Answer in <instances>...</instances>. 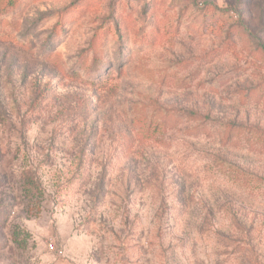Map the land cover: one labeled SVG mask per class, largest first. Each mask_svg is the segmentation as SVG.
<instances>
[{
    "label": "rangeland",
    "instance_id": "1",
    "mask_svg": "<svg viewBox=\"0 0 264 264\" xmlns=\"http://www.w3.org/2000/svg\"><path fill=\"white\" fill-rule=\"evenodd\" d=\"M0 264H264V0H0Z\"/></svg>",
    "mask_w": 264,
    "mask_h": 264
},
{
    "label": "trees",
    "instance_id": "2",
    "mask_svg": "<svg viewBox=\"0 0 264 264\" xmlns=\"http://www.w3.org/2000/svg\"><path fill=\"white\" fill-rule=\"evenodd\" d=\"M203 7H205V5H203L202 6V8ZM161 124H165V121L163 122V123H161ZM232 125V128H240L241 126L240 125H236V124H230V126ZM190 131L191 132H193V133H203V132H206L207 131V127L204 125V124H201V125H198V126H195V127H192L191 129H190ZM218 158V157H217ZM216 163H230V162H228V161H225V160H222V159H217L216 161H215ZM18 231H15V238H16V240H18V237H20V236H18Z\"/></svg>",
    "mask_w": 264,
    "mask_h": 264
},
{
    "label": "built area",
    "instance_id": "3",
    "mask_svg": "<svg viewBox=\"0 0 264 264\" xmlns=\"http://www.w3.org/2000/svg\"><path fill=\"white\" fill-rule=\"evenodd\" d=\"M199 4H201V2Z\"/></svg>",
    "mask_w": 264,
    "mask_h": 264
}]
</instances>
